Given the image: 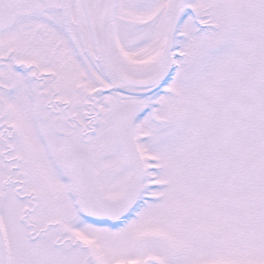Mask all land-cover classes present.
Listing matches in <instances>:
<instances>
[{
    "label": "snow or ice",
    "instance_id": "obj_1",
    "mask_svg": "<svg viewBox=\"0 0 264 264\" xmlns=\"http://www.w3.org/2000/svg\"><path fill=\"white\" fill-rule=\"evenodd\" d=\"M0 264H264V0H0Z\"/></svg>",
    "mask_w": 264,
    "mask_h": 264
}]
</instances>
